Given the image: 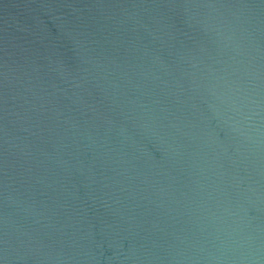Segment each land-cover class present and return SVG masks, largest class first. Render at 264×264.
Returning <instances> with one entry per match:
<instances>
[{"label": "water", "instance_id": "water-1", "mask_svg": "<svg viewBox=\"0 0 264 264\" xmlns=\"http://www.w3.org/2000/svg\"><path fill=\"white\" fill-rule=\"evenodd\" d=\"M0 264H264V0H0Z\"/></svg>", "mask_w": 264, "mask_h": 264}]
</instances>
